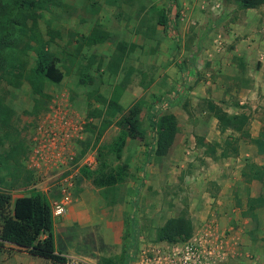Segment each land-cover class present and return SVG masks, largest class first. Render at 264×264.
<instances>
[{"label": "rangeland", "instance_id": "obj_1", "mask_svg": "<svg viewBox=\"0 0 264 264\" xmlns=\"http://www.w3.org/2000/svg\"><path fill=\"white\" fill-rule=\"evenodd\" d=\"M163 8L166 26L158 23ZM39 10L44 37L50 26L59 31L49 48L58 55L64 77L59 83L45 82L46 98L35 97L26 81L18 87L1 81L0 97L13 113L9 137L0 130V156L16 147L17 152L0 164V190L12 200L40 191L53 208L61 200V185L46 189L41 182L54 174L64 183L72 181L71 200L61 214H53L58 229L60 217L91 184L80 169L96 168L103 148L110 163L129 168L125 182L102 192L108 202L126 205L124 238L99 257H67V264H104L103 258L119 264L130 243L134 263L166 244L157 241V229L183 212L191 219L193 236L209 231L212 240H228L227 256L216 264H264V154L252 141L264 129V5L242 9L235 0H54ZM94 30L105 32L106 39L88 43ZM25 58L31 66L33 54ZM81 77L89 81L81 83ZM114 95L124 110L140 104V130L126 140L120 160L107 147L119 129L117 114L106 107ZM209 102L229 113L248 114L246 131L220 132ZM151 106L175 112L178 120L175 142L161 157L153 154ZM249 198L263 203L249 210ZM85 230L100 238L104 228L88 225ZM83 236L91 237L87 231ZM37 258L0 247V264H48Z\"/></svg>", "mask_w": 264, "mask_h": 264}, {"label": "trees", "instance_id": "obj_2", "mask_svg": "<svg viewBox=\"0 0 264 264\" xmlns=\"http://www.w3.org/2000/svg\"><path fill=\"white\" fill-rule=\"evenodd\" d=\"M53 1L0 0V83L5 80L9 85L18 87L26 81L33 95L41 98L49 97L45 93L46 81L59 83L64 77V72L58 66V55L49 48L50 43L59 36V31L50 26L47 30L48 38H45L39 27L41 17L39 9ZM235 1L242 9L258 8L264 5V0ZM158 23L167 25L164 8L159 10ZM106 37L105 32L94 30L90 34L88 43L104 41ZM30 52L33 54V63L28 66L25 57ZM80 81L86 83L89 79L81 77ZM106 107L112 115L118 116L116 120L118 132L107 147L115 159L120 160L126 140L135 137L140 130V104L133 103L124 110L117 96L114 95L108 98ZM208 109L214 113L220 132L230 130L244 133L246 131L249 124L248 114L229 113L215 102H209ZM12 113V109L0 97V130L8 137ZM148 121L155 129L153 154L159 157L164 156L169 152L178 133L177 117L170 112H158L151 106ZM262 133V137L252 139L259 154H264V129ZM18 147L20 148L21 145ZM214 150V147L210 149L211 152ZM10 151L5 156H0V159L2 158L0 164L8 163L9 159H12L11 155L17 152V147ZM225 155V152L220 153L221 157ZM97 159L96 168L90 169L84 166L80 169L82 176L89 179L94 186L109 187L127 180L129 168L126 163L121 162L116 165L110 163L103 148L99 149ZM254 175L261 179L258 170ZM262 203V198H249L248 209L252 210ZM192 234L191 219L183 212L167 218L157 229L156 239L177 243L190 239ZM7 245L11 249L22 250L34 257L45 259L48 264L68 263L67 256L56 248L51 203L40 191L34 190L29 194L16 196L12 200L11 194L0 190V247ZM131 246L132 243L123 248L118 259L119 264H131L134 261V255L129 254ZM102 261L104 264H112L115 260L103 258Z\"/></svg>", "mask_w": 264, "mask_h": 264}, {"label": "crops", "instance_id": "obj_3", "mask_svg": "<svg viewBox=\"0 0 264 264\" xmlns=\"http://www.w3.org/2000/svg\"><path fill=\"white\" fill-rule=\"evenodd\" d=\"M170 113L176 116L175 112ZM117 186L119 184L109 187H96L91 183L89 188L84 189L80 197L60 217L58 229L54 223L55 243L58 250L67 257L95 258V256L99 257L101 255V251L122 244L124 231L126 230L124 219L126 205L124 206V202L122 204L118 202L112 204L108 202L107 197L102 193L104 192L103 189ZM220 221L221 226L225 225L227 215L221 216ZM98 224L103 226L104 231H102L100 238H95L92 235L93 231L85 229L88 225L95 226ZM74 227H76L75 233L72 232V230H75ZM86 231L91 236L88 239L83 236ZM35 258L38 260L37 257Z\"/></svg>", "mask_w": 264, "mask_h": 264}, {"label": "built area", "instance_id": "obj_4", "mask_svg": "<svg viewBox=\"0 0 264 264\" xmlns=\"http://www.w3.org/2000/svg\"><path fill=\"white\" fill-rule=\"evenodd\" d=\"M89 166V164H88ZM90 167V166H89ZM61 185L62 197L59 202L53 206V214H61L71 200V190L73 189V182H62L59 174H54L51 177L41 182L42 187L50 188L52 184ZM212 224H209L208 230L211 231ZM214 225V224H213ZM205 231L201 235H192V237L183 242H167L162 246H156L148 253H144L135 260L133 264H216L219 261H224L227 256L224 244L228 240L215 239L212 240V235ZM216 241H219L217 244ZM217 244L214 246V243Z\"/></svg>", "mask_w": 264, "mask_h": 264}]
</instances>
